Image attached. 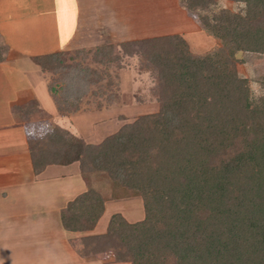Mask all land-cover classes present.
<instances>
[{
	"label": "trees",
	"instance_id": "16d2710c",
	"mask_svg": "<svg viewBox=\"0 0 264 264\" xmlns=\"http://www.w3.org/2000/svg\"><path fill=\"white\" fill-rule=\"evenodd\" d=\"M231 1L246 8L210 27L195 10L203 0H183L221 42L212 53L192 54L179 36L135 43L154 53L159 67L158 113L141 115L98 145L59 126L29 139L37 173L78 162L83 174L106 173L143 198L142 221L114 213L107 234L93 238L94 253L111 251L129 264H264V97L251 100L235 68L238 53L264 55V0ZM56 55L40 60L41 67L56 71L50 65L63 63ZM80 65L60 77L61 100L51 94L57 106L77 111L97 82L90 78L97 73ZM104 208L102 194L90 189L68 205L62 221L69 231H89Z\"/></svg>",
	"mask_w": 264,
	"mask_h": 264
},
{
	"label": "crops",
	"instance_id": "0c3cea01",
	"mask_svg": "<svg viewBox=\"0 0 264 264\" xmlns=\"http://www.w3.org/2000/svg\"><path fill=\"white\" fill-rule=\"evenodd\" d=\"M167 36H179L193 49L200 47L197 37L205 42L207 34L183 0H0V264H127L111 251L94 253L93 238L107 234L114 213L129 223L142 221L143 201L142 206L138 200L133 206L111 204L100 191L105 208L96 226L69 231L62 212L85 191L97 189L89 186L78 162L51 164L39 173L32 164L29 139L59 126L45 127V116L65 118L72 129L84 127L80 133L88 144L92 124L104 118L91 111L56 117L51 74L40 60L88 56L89 67L103 66L114 52L125 63L133 59L126 50L133 51L134 42ZM95 56L102 61L95 62Z\"/></svg>",
	"mask_w": 264,
	"mask_h": 264
},
{
	"label": "rangeland",
	"instance_id": "374dc122",
	"mask_svg": "<svg viewBox=\"0 0 264 264\" xmlns=\"http://www.w3.org/2000/svg\"><path fill=\"white\" fill-rule=\"evenodd\" d=\"M203 5L204 6L201 5L200 7L195 8V10L199 16L208 19L210 27L216 25L219 26L220 24L230 23V21L236 20L237 14L246 8V3L231 0H203ZM206 34L207 41L205 40V42L201 41L202 39L200 37H197L196 41H198L197 43L198 45L200 44V47L193 49L189 47L192 54L206 55L222 47L221 42L217 38L213 37L210 33ZM135 43L136 42H134V44ZM201 43L202 46H205L204 48L201 47ZM142 44L143 43L135 44L137 47L133 46V51L129 49L126 50L128 55L134 56L133 59L128 58L125 63H123L124 61L121 62V60H118V57H116L113 52L110 56L111 61L109 64L103 66H95L96 64L91 65V70L95 71L97 74L96 78L91 76L90 78L97 82L94 85H91L88 92L85 93L80 100L78 104L79 109L77 111H71L70 109H73V107L70 108L59 102L60 107L57 106L59 109L58 114H55L56 117H58V115L60 117H69L78 113L82 114L86 111H91L98 115L103 114L104 118L97 119L95 123L92 124L94 128L89 131L86 136L91 140L90 144L98 145L106 138L112 136V134L117 132L121 127L135 122L141 115L158 113L161 108L160 95L164 93V88L160 79L159 67L157 66V68L154 63L156 60L155 55L154 53H151L150 55L147 52V49L142 47ZM236 57V72L239 77L247 79L250 86V99L256 100L257 98L264 97V88L262 86V83H264V55L259 54L258 52H242L238 53ZM87 58H79L80 61H76L75 57L72 58V56L65 55L64 58H62L63 63L60 64L58 62L55 65H50L51 68L55 67L56 69V71L50 70L51 72L49 73L51 76L48 75V88L50 91L52 90L51 94L55 93L56 97L61 100L60 96L63 91L61 88L62 81L60 77L69 67L81 64L80 66L82 68L85 67V65L88 66V64H92L91 60L88 61ZM99 78L101 79L98 80ZM56 97H51L55 104ZM48 100L49 104L51 103V106L54 108L55 105L52 103L51 99ZM34 115L36 114H32L30 118L35 117ZM44 118L48 120L45 123H42L45 127H52L54 122H56L60 127L67 130H74L76 132L74 135L83 140L81 135L84 132L83 130H86L84 127H78L79 129L76 130L75 128H70L69 121L65 118H59V120L58 118L55 119L47 116ZM38 119H35L37 120L36 122L41 123V119ZM100 123H102L101 127H99ZM38 126L41 125L38 124L34 126V131L38 130ZM96 174L101 173H84V175L87 176L86 180L88 181L89 186L94 187L98 192L101 191L104 193L107 200H112L111 204H115L116 202L117 204L125 205L129 202V204L133 206V202L136 203V200H138L139 203L143 201V198H141L136 192L117 187L114 182L112 183L110 181L111 179L106 173V177ZM113 186H115V188ZM112 206L113 205L108 208L109 211H111L110 209H112ZM141 212L142 211L140 210L138 215H140ZM131 213L135 214L136 211H131ZM125 215L128 220L135 222V220L131 219L133 216L131 217L129 216L130 214L126 213ZM98 241L100 240H96L95 242Z\"/></svg>",
	"mask_w": 264,
	"mask_h": 264
}]
</instances>
